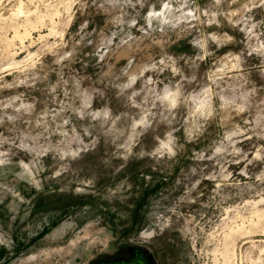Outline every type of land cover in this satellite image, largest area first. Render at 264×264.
<instances>
[{"label": "rangeland", "instance_id": "obj_1", "mask_svg": "<svg viewBox=\"0 0 264 264\" xmlns=\"http://www.w3.org/2000/svg\"><path fill=\"white\" fill-rule=\"evenodd\" d=\"M134 245L264 264V0H0V264Z\"/></svg>", "mask_w": 264, "mask_h": 264}, {"label": "water", "instance_id": "obj_2", "mask_svg": "<svg viewBox=\"0 0 264 264\" xmlns=\"http://www.w3.org/2000/svg\"><path fill=\"white\" fill-rule=\"evenodd\" d=\"M93 264H157L153 254L144 246L134 245L129 248V256L96 261Z\"/></svg>", "mask_w": 264, "mask_h": 264}, {"label": "bare ground", "instance_id": "obj_3", "mask_svg": "<svg viewBox=\"0 0 264 264\" xmlns=\"http://www.w3.org/2000/svg\"><path fill=\"white\" fill-rule=\"evenodd\" d=\"M19 29V28H18Z\"/></svg>", "mask_w": 264, "mask_h": 264}]
</instances>
